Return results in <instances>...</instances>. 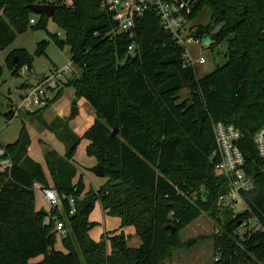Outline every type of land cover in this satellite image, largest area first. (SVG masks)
<instances>
[{"label": "trees", "instance_id": "1", "mask_svg": "<svg viewBox=\"0 0 264 264\" xmlns=\"http://www.w3.org/2000/svg\"><path fill=\"white\" fill-rule=\"evenodd\" d=\"M32 4L55 6L52 19L64 38L49 33L35 55H46L50 41L70 47L77 74L63 86H72L97 116L84 138L88 154L97 159L95 168L108 180L86 194L82 176L72 182L78 172L76 137L64 156L50 153L53 188L63 203V213L55 214L68 231L61 236L64 250H58L55 222L46 225L35 204V182L46 183V174L28 155L32 140L23 125L17 141L6 145L13 169L0 174V264H160L197 244L199 239L183 242L180 233L204 211L220 229L214 237L221 254L216 264H264V159L254 143L264 125V0H198L189 18L209 7L210 23L203 29L212 37L211 48L228 41L227 62L202 78L185 63L183 48L154 10L137 18L135 31L119 34L106 0H73L71 6L65 0H0L2 50L29 27L47 28L49 19L32 12ZM31 15L38 18L34 25ZM132 44L136 56L129 51ZM33 60L19 49L6 64L19 75L24 65L32 69ZM184 90L190 99L181 100ZM5 116L15 117L12 111ZM215 122L234 124L243 134L240 148L254 185L240 191V212L220 205L229 186L212 158ZM46 126L60 138L52 124ZM115 129L118 134L112 136ZM97 200L105 213L122 220L121 229L100 242L90 235L95 224L89 216ZM249 220L254 226L240 234L239 227ZM128 226L141 238L138 248L127 244L123 228Z\"/></svg>", "mask_w": 264, "mask_h": 264}, {"label": "rangeland", "instance_id": "2", "mask_svg": "<svg viewBox=\"0 0 264 264\" xmlns=\"http://www.w3.org/2000/svg\"><path fill=\"white\" fill-rule=\"evenodd\" d=\"M211 15L210 8L204 6L194 17L192 26L196 29L207 27L210 23ZM31 18L38 19L35 15H31ZM218 29L216 28L213 33L217 32ZM49 33H60V38H64V33L60 30L58 24L53 19H50L46 29H33L29 27L25 33L18 35L15 41L6 49L2 50L0 48V66L3 67V74L0 78V143L5 146L15 143L19 138L23 125H25L32 140L31 148H28V155L42 164L46 174V183L35 182V185L54 187V176L48 165L49 158L51 159L49 157L50 153L55 151L59 156H62L60 153L66 152L68 143L73 138H78L79 143L74 156L78 172L72 182L77 183L82 176L84 194H86L92 190L97 191L108 179L95 173L97 159L88 154L87 145L89 141L84 138V133L92 126L97 116L87 100L76 95V91L72 86H63L64 82L68 80L67 78H71L72 75L67 74V78L60 85L56 93L49 95V105L46 106L47 108L44 107V111L36 113V110H22L19 116L14 117L12 120H8L5 116L11 109H15L20 104L21 95L26 92L28 82L34 83L39 77L49 75L54 68L63 69L71 64L72 55L70 47L66 46L64 49H61L54 41H50L46 49V55H35L38 43L49 39ZM19 48L26 49L34 56L32 69L23 76L13 75L6 64V58L14 57L16 50H19ZM187 49L192 55L195 74L198 78L210 74L218 66H222L227 62L228 41L211 48L203 40L202 44H188ZM12 50L15 52L10 53ZM200 58H205L206 62L204 64L198 63L197 60ZM74 69H76L75 66ZM73 74H77L76 70ZM58 92H60V95L57 98ZM190 98L189 90L181 92V100ZM74 106L79 109V114L74 120L68 121ZM46 124H52L59 132L60 138L51 132ZM62 128H66V131L64 132ZM44 147H49L47 154L44 153ZM194 195L200 197L198 193ZM35 198L37 210H41L42 208L48 210L50 208L43 195L37 189L35 190ZM237 198L239 199V197ZM218 204H220L219 200ZM220 205L224 206L222 203ZM243 209L244 204L239 199V203L235 206V211L240 212ZM89 220L95 224L90 235L96 242H100L106 235L111 234L115 230H120L122 225L121 218L105 213L98 200L95 202L90 213ZM253 226L254 223L250 227L241 226L238 232L243 234L248 228L251 229ZM123 230L127 236L128 246L138 248L141 244V238L137 234L136 229L133 226H128L123 228ZM219 230L214 217L206 211L202 212L197 221L183 229L180 233L183 242L199 239L197 244L190 249L183 248L175 251L170 258L163 260L160 264H216L221 254L215 249L214 237L215 233ZM105 242L110 246L107 239ZM55 247L58 250H64L60 234L57 235ZM41 259L42 257H39L34 261Z\"/></svg>", "mask_w": 264, "mask_h": 264}, {"label": "built area", "instance_id": "3", "mask_svg": "<svg viewBox=\"0 0 264 264\" xmlns=\"http://www.w3.org/2000/svg\"><path fill=\"white\" fill-rule=\"evenodd\" d=\"M67 5H73V0H65ZM198 0H106V5L114 12V20L117 22V33L133 32L136 28L137 18L146 12L154 10L162 28L169 32L177 45L183 48V57L187 65L193 66V58L187 49L188 44H202L203 37L197 34L196 28L192 26V19L189 18ZM32 25L36 24V19L30 20ZM134 44L129 46L131 55L134 56ZM204 64L205 58L197 60ZM30 72L29 66L24 65L19 70V75L23 76ZM75 72L73 64H69L63 69L54 68L49 75H44L36 79L32 84H28L26 92L21 95L20 104L15 109H11L15 117L20 111H34L46 106L50 100L49 95L56 92L60 85L67 78V74ZM215 138V149L212 154L213 160L217 163V168L225 173L228 179L229 191L220 196V201L225 206H235L239 203L240 191L250 190L254 181L246 172V158L240 148L242 132L234 124L215 122L213 124ZM258 155L264 159V125L254 136ZM14 163L9 155L6 146L0 143V174H10ZM34 189L39 190L50 208L45 215V224L55 222V228L61 236H66L68 231L63 222L58 220L56 212L63 213V203L58 191L53 187H43L34 185ZM239 197V199L237 198ZM242 200V199H241ZM243 202V201H242ZM72 208L70 214L74 213V199L70 200ZM60 210V211H59ZM253 220L245 221L243 226L250 227Z\"/></svg>", "mask_w": 264, "mask_h": 264}, {"label": "water", "instance_id": "4", "mask_svg": "<svg viewBox=\"0 0 264 264\" xmlns=\"http://www.w3.org/2000/svg\"><path fill=\"white\" fill-rule=\"evenodd\" d=\"M28 8L32 12H34L35 14H37L39 16H44V17H46L49 20L53 18V14H54V11H55V6L53 4H43V5H40V4H32V5H29ZM197 34L203 37L204 42L206 43V45H210L211 44L212 37L210 35H208V34H205L204 29L202 27L198 28ZM78 114H79V109L76 106H74L72 108V110H71V113H70V116L68 118V121L74 120L78 116ZM117 134H118V130L115 129L114 132L112 133V136H116ZM44 148H45L44 153L47 154L48 151H49V147H44ZM95 173L98 176H101V177L104 176V172L102 170H100V169H96L95 170ZM40 212L43 215H47V211L44 208H42L40 210ZM168 228L172 232H175L174 227L168 226Z\"/></svg>", "mask_w": 264, "mask_h": 264}, {"label": "crops", "instance_id": "5", "mask_svg": "<svg viewBox=\"0 0 264 264\" xmlns=\"http://www.w3.org/2000/svg\"><path fill=\"white\" fill-rule=\"evenodd\" d=\"M19 49H20V48H19ZM14 50H15V49H14ZM14 50H12L10 53H12ZM10 53H9V54H10ZM7 57H8V56H7ZM6 59H7V58H6ZM39 78H41V77H39ZM28 84H32V83H29V82H28ZM55 93H56V92H54L53 94H55ZM51 101H52V100H51ZM10 111H11V110H10ZM92 125H93V124H92ZM90 127H91V126H90ZM90 127H89V128H90ZM89 128H88V129H89ZM86 131H87V130H86ZM31 145H32V143H31ZM30 148H31V146L29 147V149H30ZM64 154H65V152H64V153H60V155H62V156H64Z\"/></svg>", "mask_w": 264, "mask_h": 264}]
</instances>
